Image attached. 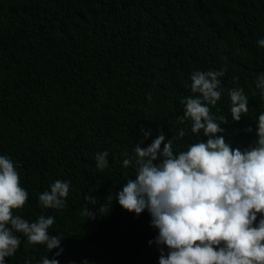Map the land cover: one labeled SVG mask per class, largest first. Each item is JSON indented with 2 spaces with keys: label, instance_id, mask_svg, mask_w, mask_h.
I'll list each match as a JSON object with an SVG mask.
<instances>
[{
  "label": "trees",
  "instance_id": "trees-1",
  "mask_svg": "<svg viewBox=\"0 0 264 264\" xmlns=\"http://www.w3.org/2000/svg\"><path fill=\"white\" fill-rule=\"evenodd\" d=\"M260 39L264 0H0V155L18 165L28 192L13 215L29 223L52 216L49 234L61 237L48 252L17 233L21 244L6 264H39L60 249L59 264H158L163 246L147 209L137 216L115 200L136 174L123 161L134 157L140 125L152 131L142 147L158 131L167 142L181 128L174 151L206 142L190 120L178 119L181 101L199 95L190 87L196 71L225 70L221 97L209 106L228 120L218 135L233 149L255 146L264 113L256 88L264 73ZM233 88L248 97L239 122L230 113ZM105 151L109 166L99 171L95 154ZM57 179L70 183L66 206L41 207L39 195ZM89 194L98 203L87 207L96 213L105 203L108 215H82Z\"/></svg>",
  "mask_w": 264,
  "mask_h": 264
},
{
  "label": "clouds",
  "instance_id": "clouds-1",
  "mask_svg": "<svg viewBox=\"0 0 264 264\" xmlns=\"http://www.w3.org/2000/svg\"><path fill=\"white\" fill-rule=\"evenodd\" d=\"M257 43L264 47V39ZM224 75V69L192 73L191 92L199 95L181 101L180 123L190 120L191 132H202L206 142L198 140L184 151H174V141L185 136L181 128L167 142L163 131H158L151 143L142 147L152 131L140 125L134 157L123 161V167L132 165L136 174L120 188L115 200L137 216L147 209L150 226L158 230L155 243L163 246L158 264H264V113L256 121L255 146L244 151L230 147L223 135H218L224 132L221 125L228 123L227 117L214 116L209 107L221 97L220 77ZM256 88L264 98V73L257 76ZM228 95L232 121L239 122L249 112L248 97L241 88L229 90ZM107 157L106 151L95 154L97 170L109 166ZM17 168L9 156L0 155V264H6L5 258L18 250L21 240L17 233L30 245H45L48 252L61 243V237L48 231L54 217L41 215L29 223L13 215V210L22 209L28 200ZM69 190V182L57 179L50 191L39 195V205L62 209ZM83 199L82 215L89 220L110 212L111 206L105 203L96 213L87 207L98 203L92 194ZM62 251L51 259L42 257L39 264H59L56 257Z\"/></svg>",
  "mask_w": 264,
  "mask_h": 264
}]
</instances>
